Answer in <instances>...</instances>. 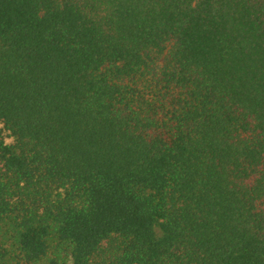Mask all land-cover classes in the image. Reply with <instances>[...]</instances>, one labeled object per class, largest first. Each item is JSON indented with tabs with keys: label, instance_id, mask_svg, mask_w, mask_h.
<instances>
[{
	"label": "trees",
	"instance_id": "1",
	"mask_svg": "<svg viewBox=\"0 0 264 264\" xmlns=\"http://www.w3.org/2000/svg\"><path fill=\"white\" fill-rule=\"evenodd\" d=\"M0 264H264V0H0Z\"/></svg>",
	"mask_w": 264,
	"mask_h": 264
},
{
	"label": "rangeland",
	"instance_id": "2",
	"mask_svg": "<svg viewBox=\"0 0 264 264\" xmlns=\"http://www.w3.org/2000/svg\"><path fill=\"white\" fill-rule=\"evenodd\" d=\"M5 140L8 143L12 142V138L10 136H8L6 133H5Z\"/></svg>",
	"mask_w": 264,
	"mask_h": 264
}]
</instances>
